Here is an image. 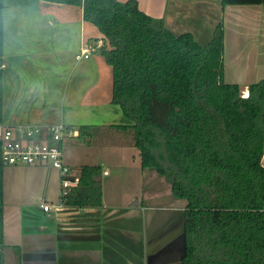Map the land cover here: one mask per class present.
Segmentation results:
<instances>
[{
  "label": "crops",
  "instance_id": "obj_1",
  "mask_svg": "<svg viewBox=\"0 0 264 264\" xmlns=\"http://www.w3.org/2000/svg\"><path fill=\"white\" fill-rule=\"evenodd\" d=\"M134 1L170 32L191 34L201 46L221 24L224 81L247 93L249 85L264 78V6L222 7L221 0ZM2 4L0 132L59 125L77 132L96 126L101 130L87 145L100 139L96 142L110 153L99 164H81L77 147L71 156L67 138L62 141L71 170L101 166L102 205L96 208H57L56 170L4 167L0 264H181L185 204H174L177 199L158 195L156 189L143 198L108 180L111 172L116 177L122 171L134 174L141 166L129 138L111 128L131 125L111 103V68L98 52L75 60L82 46L101 38L97 29L84 22L80 7L41 0ZM46 204L52 207L49 213L41 208Z\"/></svg>",
  "mask_w": 264,
  "mask_h": 264
},
{
  "label": "trees",
  "instance_id": "obj_2",
  "mask_svg": "<svg viewBox=\"0 0 264 264\" xmlns=\"http://www.w3.org/2000/svg\"><path fill=\"white\" fill-rule=\"evenodd\" d=\"M41 1L80 7L104 41L98 53L112 71L111 103L131 122L111 128L129 138L141 170L154 171L185 202L181 264H264V78L248 86L247 97L224 81L221 24L201 46L191 34L170 32L134 0ZM100 130L80 127L74 138L87 144ZM4 167L0 159V248ZM76 171L79 184L62 205L100 207L101 166Z\"/></svg>",
  "mask_w": 264,
  "mask_h": 264
},
{
  "label": "built area",
  "instance_id": "obj_3",
  "mask_svg": "<svg viewBox=\"0 0 264 264\" xmlns=\"http://www.w3.org/2000/svg\"><path fill=\"white\" fill-rule=\"evenodd\" d=\"M104 46L100 38L93 44L82 46L75 60L89 59L93 52ZM243 93V97H247ZM77 132L63 126L4 128L0 132V159L4 166H46L56 170L60 177V199L64 200L68 193L79 184L80 177L73 172L64 161L62 141L74 138ZM106 174V173H104ZM63 207L62 203L57 208ZM42 210L49 213L52 207L42 205Z\"/></svg>",
  "mask_w": 264,
  "mask_h": 264
},
{
  "label": "rangeland",
  "instance_id": "obj_4",
  "mask_svg": "<svg viewBox=\"0 0 264 264\" xmlns=\"http://www.w3.org/2000/svg\"><path fill=\"white\" fill-rule=\"evenodd\" d=\"M66 141L69 146H71L69 150L71 156H73L74 154L73 147H77L75 153L77 157L79 154L80 158L77 161L81 164H99V160L101 158L108 157V154L110 153V150L106 149L103 146H100L98 142H96L100 141V139L93 141V145H87L85 142H81L76 138H67ZM141 171L142 170L136 169L134 174H132L130 171H122L121 174L118 175V177H116V173L111 172V178L109 177L108 180L113 181V185H115L117 189L126 190L128 193L136 191L138 194H140V196L142 195L143 198L147 196L148 191L151 189H156V193L158 195H163V197L171 195L169 194L170 190L168 184L162 178L157 176L154 171ZM150 177L157 179L158 183L156 181H150ZM174 201V204H179V202L185 204V202L180 200ZM135 202L136 199L134 198L130 204H133Z\"/></svg>",
  "mask_w": 264,
  "mask_h": 264
}]
</instances>
